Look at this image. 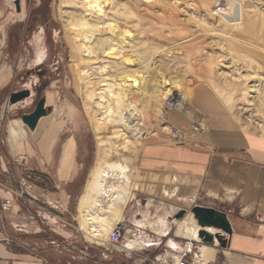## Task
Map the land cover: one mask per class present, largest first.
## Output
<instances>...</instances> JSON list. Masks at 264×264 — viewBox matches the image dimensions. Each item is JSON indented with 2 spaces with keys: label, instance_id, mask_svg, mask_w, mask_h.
Masks as SVG:
<instances>
[{
  "label": "rangeland",
  "instance_id": "rangeland-1",
  "mask_svg": "<svg viewBox=\"0 0 264 264\" xmlns=\"http://www.w3.org/2000/svg\"><path fill=\"white\" fill-rule=\"evenodd\" d=\"M18 1L19 10L15 0H0V23H5L4 32L0 28V51L7 55L5 62L13 71L8 86L0 92V105L4 108L0 139H3L4 151L8 119L14 117L21 120V115L33 111L37 100L46 90H53L56 99L49 120L62 132L57 148L58 157L60 159L67 136L74 138L75 152L70 163L71 175L65 182L57 181L52 173H42L52 175L48 176L54 182L57 194L69 196L65 211L60 207L50 211L63 212L61 216L67 221L66 229L75 236V251L80 250L87 259L80 264H174L183 250L184 242L193 240L176 236V226L183 219L177 225L173 224L174 217L165 218L163 212H156L154 203L141 191L138 168L143 147L156 141L179 145L177 143L184 142L187 137L198 134H187L194 123H198L200 130L205 131V124L193 117L194 111L188 101L192 99L194 91L199 92L200 89L212 95L221 112L229 117L238 130L264 136V0H236L252 15L247 18L242 35L238 34L236 27L231 28V36L226 35L223 27L225 20L222 17L231 14L228 0H114L103 24H96L94 29L80 26L79 17L83 9L78 0H70L66 4L63 3L65 0ZM108 24H115V31L107 29ZM81 31L88 39L87 43ZM125 31L131 34L122 40L120 34H117ZM82 44L90 47L88 53L78 51ZM111 50L114 54L109 52ZM40 55L43 57L40 58ZM248 55H253L254 59L249 60ZM124 59L133 63L126 67L128 64L123 63ZM77 66L78 69L81 67L80 75H87L84 82L78 80ZM154 69L163 74V80L170 88L168 91H173L174 96L181 93L187 95L184 107L180 111L175 107L163 119L165 100L161 101L159 111L150 103L147 105L148 110L143 111V105L139 104L132 111L134 120L131 123L121 122L114 117V122L108 124L105 108H95L94 103L99 100V95L103 91L107 92L113 80L119 79L120 75L142 76ZM83 83L87 90L95 89L94 101L82 102L80 84ZM23 89L30 91V97L10 105L9 95ZM136 89V95L139 96V83ZM115 92L116 89L113 90ZM136 95L134 97L137 99ZM5 105L10 107L6 116ZM85 109H89L90 117L86 115ZM177 112L187 118V125L177 126L172 123L170 118ZM96 116H101L106 129L95 130L92 120L97 119ZM177 130L186 133L183 140L176 139ZM115 131L118 135L114 134ZM120 135H123L127 143L126 148L119 146ZM20 141L27 146L25 135ZM98 143L107 146L109 152L102 147L99 149ZM69 154L70 142L65 148L66 158ZM17 158L21 161V168L30 166L31 160L28 162L27 155L21 154ZM117 161L126 164L128 171L126 178L122 179L116 170L113 172L112 178L108 180V186H111L109 194L115 192L114 196L119 193L122 197L113 198L111 202L105 199L99 214L105 215L103 217L110 226L109 232L115 226L121 227L123 232L120 246L123 249L119 250L106 243L109 232L103 243L89 242L78 224L79 200L90 174L95 169L107 170ZM4 177L0 175V183H3ZM12 184L13 189H17V182ZM27 186L23 187L24 193L20 199H26L33 193V188L28 189ZM42 192L43 198L49 194L44 190ZM106 202L107 205L111 204L108 209L105 208ZM25 206L22 211L39 219V224V221L49 222L47 217V221H44L38 213L48 208L45 204L38 206L37 210L29 206L28 202H25ZM30 214L27 217L31 218ZM26 220L33 222L28 218ZM9 223L5 225V242L12 248L15 246L16 251L27 249L46 259L47 264H55L56 260L65 261L62 254H67L66 251L62 250L63 253L53 257L50 246L40 241L36 244L41 245H34V234L28 233L22 237L24 235L17 230L20 225L17 218H12ZM195 225L194 222L193 227ZM138 227L143 232L135 237L139 234L135 231ZM52 228L65 236V229L59 227L58 223L53 224ZM42 234L45 235L44 239H48L47 230ZM170 240L179 241L182 246L177 243L181 250L175 242L173 246L169 245ZM85 246L88 247L87 251ZM199 246L205 249L213 247L203 244ZM215 246L220 248L216 242ZM202 261L204 264H217L207 262L205 253Z\"/></svg>",
  "mask_w": 264,
  "mask_h": 264
},
{
  "label": "crops",
  "instance_id": "crops-1",
  "mask_svg": "<svg viewBox=\"0 0 264 264\" xmlns=\"http://www.w3.org/2000/svg\"><path fill=\"white\" fill-rule=\"evenodd\" d=\"M4 27L5 23L1 22L0 28L3 32ZM5 56V52L0 51V92L8 86L13 77V71L7 67ZM42 97L45 98V107L52 108L56 99L55 92L48 89ZM188 101L194 111L193 117L205 124V131L187 137L184 142L177 143L179 145L161 141L145 145L138 168L141 191L154 203L155 211L163 212L165 218H173L179 210L187 207L188 197L195 194L204 207H212L226 213L231 226V235L227 237L228 247L225 251L215 245L206 249L202 246V249L198 248L202 258L205 253L207 262L264 264V136L238 130L229 117L221 112L212 95L205 90H195L192 99ZM9 108L5 105V116ZM50 114L41 118L33 131L25 128L19 120L28 139L27 146H24L22 141L14 146L9 144L8 130H5V151L2 147L3 139H0V175L5 176L3 183H0V264H47L43 257L27 249L18 248L16 251L15 246L12 248L5 242V225L10 224L12 218L19 220L17 230L21 235L25 237V234H34L35 246L41 245H37V241L50 246L53 257L66 251L67 254H62L65 261L56 260L55 264H80L87 260L82 256L84 253L75 251V236L66 229L67 221L61 216L63 212L50 211L57 207L65 211L69 196L56 193L47 194L43 198L42 190L35 186L31 196L26 199H20L17 194L18 190H23L27 184L22 177L23 171L52 173L57 181L64 182L71 175L70 163L75 152L74 138H65L59 159L57 148L62 132L51 123ZM3 117L4 108L0 105V122ZM170 119L177 126L188 124L187 118L178 112ZM69 142L70 154L66 158L65 148ZM20 145L23 147L20 148ZM21 154L27 155L28 162L31 160L29 167H20L21 161L17 157ZM9 171L11 173L8 175ZM14 177L18 181H15ZM14 182L18 184L17 189H13ZM25 202L34 210L45 204L47 210L38 213L43 216L44 221L47 217L49 222L39 221V224V219L33 218L30 213L25 214V211H22V207H26ZM27 214H30L31 218L27 217ZM55 223L65 229V236H61L52 228ZM46 230L48 239H44L45 235L42 234ZM140 230L141 227L135 230L139 233L135 237L141 235L143 231ZM210 232L215 231L211 229ZM69 238L72 240L68 241ZM169 242L172 246L176 243L179 251L181 250L177 243L179 241ZM87 248L85 246V250Z\"/></svg>",
  "mask_w": 264,
  "mask_h": 264
},
{
  "label": "bare ground",
  "instance_id": "bare-ground-1",
  "mask_svg": "<svg viewBox=\"0 0 264 264\" xmlns=\"http://www.w3.org/2000/svg\"><path fill=\"white\" fill-rule=\"evenodd\" d=\"M69 1L70 0H65L63 3L65 4L69 3ZM78 1L80 2L83 9L81 12V16L79 17V19L81 20L80 26L83 28L94 29L96 24L97 25L103 24V21L105 20L107 14L112 8L114 0H78ZM228 2L231 5V9H232L231 14L228 16L227 15L222 16L223 20H225V24L223 25V27L226 29L227 32L226 35L231 36V28H236V27H237L236 29L238 30V34L242 35V32L245 30L244 26L246 24L247 18L251 17L250 15H252V13H248L244 9L242 3L239 1L228 0ZM89 17L90 20L88 19ZM106 27L111 31H115L116 29L115 24H108ZM81 34L82 36H84L82 31ZM119 34H120V39L124 40V38L125 39L129 38L128 35L131 34V32L130 31H125V33L119 32L117 35ZM84 39L85 42L87 43L88 39L85 36ZM108 48L111 49L110 46ZM89 50L90 47L84 44L80 45V47L78 48V51L80 52L85 51L86 53H88ZM109 52L111 54H114L113 50ZM253 54L255 53L253 52ZM252 56L253 55H248V59L249 60L254 59V57ZM123 63L128 64V65L124 64L126 67H128L133 63V61L124 59ZM76 68L78 69V66ZM80 69L81 67H79V69L77 70L78 80L79 82L81 81L84 82L87 75H82V74L80 75L79 74ZM148 71L146 75H142V76L138 75L131 77L129 76V74L120 75L118 77L119 79L115 78L113 80L114 83L108 89L107 92L103 91L102 94L99 95V100L98 101L96 100V102L94 103L95 108L96 110L105 108L104 113H106L108 117L107 120L108 124L114 122L113 120L114 117H117L118 120H120L121 122L131 123L132 120H134L132 118V111H134L139 104L143 105V109H142L143 111L148 110L149 103L153 105L156 110L159 111L160 109L159 106L161 107L160 104L162 103L161 101L166 100L171 95L174 97L175 107L177 110L180 111V109L184 107L185 102L188 98L187 95L181 93L174 96L173 91L172 92L168 91L170 89L169 85L167 84V82L163 80L162 77L163 74H161L159 70L154 69L153 71L152 70L149 72ZM130 78H132V80ZM138 83L141 89L140 92L141 94L139 96L136 95L137 94L136 87L138 86ZM84 84L85 83H83V85L80 84L82 102L86 103V102L94 101L96 97L95 89L87 90ZM114 89H116L117 92L113 93ZM135 95L138 96L139 98L137 97L136 99L134 97ZM85 113L86 115L88 114L89 117L91 116L89 109H85ZM95 118L97 119L92 120V126L95 128V130L102 131L106 129L104 120L103 122L101 120V116H96ZM7 130H8V140L12 146L16 145V143L22 140L21 138L25 134L24 130L21 127V122L19 120L9 121ZM141 130L146 131L143 128ZM115 132L114 134L118 135V132L116 133ZM122 137L123 135H120L118 138L121 139L119 146H121L123 149L126 148L127 143H125L124 141L125 139ZM103 139L105 140L104 137ZM103 139H100L101 142H103ZM98 147L99 149H101L102 147L104 151L109 152V148L107 146L98 143ZM115 170L119 173V175L122 176L121 179L126 178V172L128 171V168L126 164H122L118 161L114 163L112 167H110L107 170H104V168L102 170L95 169V171H93L90 174L84 193L79 200V205H78L79 229L82 231L84 238L89 242H93L97 244L103 243L106 235L110 230L109 224H107V222L104 221L105 215L103 213L99 214V211L103 209V205H102L103 201L105 199H108V202H111L113 198L122 197L121 194L119 193H117L118 195L114 196L116 194L115 192L109 194L110 193L109 189L111 186H108V182H109L108 180L112 178L113 172H115ZM105 206H106L105 208L108 209L111 206V204L107 205L106 202ZM191 216L192 215L188 213V215H185V217L182 218L183 220L181 219L182 220L181 222H179V220L177 221L175 220L172 222L175 225H177V223L179 222L178 225L176 226L177 228L175 233L176 236L178 237H183V238H187L188 240H193L192 242H199V238H197V232L199 229H197L198 228L197 225L193 227L195 220L193 219V216L192 217ZM206 230L207 231L209 230L208 232H210L211 229H206ZM215 232H213V234ZM200 247L201 246L198 245L197 247L198 252H199L198 248ZM201 259H203L202 256Z\"/></svg>",
  "mask_w": 264,
  "mask_h": 264
},
{
  "label": "water",
  "instance_id": "water-1",
  "mask_svg": "<svg viewBox=\"0 0 264 264\" xmlns=\"http://www.w3.org/2000/svg\"><path fill=\"white\" fill-rule=\"evenodd\" d=\"M15 6L17 10H19L18 0H15ZM30 95L28 89L13 92L8 97V103L10 105H15L29 98ZM51 111V107H45V98L42 97L36 102L33 111L21 115V121L27 129L33 131L39 120L47 116ZM189 212L199 228L197 238H199L200 243L209 246L214 245L216 242L221 249H226L228 247L227 237L231 235V226L226 213L212 207L204 206H195L191 208ZM185 215L186 210L181 209L175 214L174 219L180 220L184 218ZM206 229H213L217 232L213 234Z\"/></svg>",
  "mask_w": 264,
  "mask_h": 264
},
{
  "label": "built area",
  "instance_id": "built-area-1",
  "mask_svg": "<svg viewBox=\"0 0 264 264\" xmlns=\"http://www.w3.org/2000/svg\"><path fill=\"white\" fill-rule=\"evenodd\" d=\"M175 108V100L173 96H169L165 102H164V107H163V112H164V118H166L169 114H171V112L173 111V109ZM200 125L198 123H194L192 124V126L189 128V131L187 132V134H197L200 133ZM176 134V139L178 140H183V138L186 136V133L184 132H180L179 130H177L175 132ZM28 184V189L33 188V185L31 183H29L27 181ZM23 190L20 191V193L18 192L17 194L19 196L23 195ZM187 203L188 206L186 208H184L186 210V215L188 213H190V209L195 207V206H203L202 202L200 201V198H198V195H192L189 196L187 199ZM122 229L119 226H115L111 232L109 233L108 237H107V241L106 243L109 246H112L113 248H116L117 250L120 249V244H121V240H122ZM202 245V243L199 242H192V241H187L184 242L183 245V250L181 251V253L179 254L178 258L175 260L174 264H204L201 256L197 250L198 245ZM200 260V261H199ZM161 263V262H160ZM165 263V262H164Z\"/></svg>",
  "mask_w": 264,
  "mask_h": 264
},
{
  "label": "trees",
  "instance_id": "trees-1",
  "mask_svg": "<svg viewBox=\"0 0 264 264\" xmlns=\"http://www.w3.org/2000/svg\"><path fill=\"white\" fill-rule=\"evenodd\" d=\"M26 181L33 186L48 192L49 194H56L55 184L50 177L40 171L31 170L23 172L22 176ZM24 237V236H23Z\"/></svg>",
  "mask_w": 264,
  "mask_h": 264
},
{
  "label": "flooded vegetation",
  "instance_id": "flooded-vegetation-1",
  "mask_svg": "<svg viewBox=\"0 0 264 264\" xmlns=\"http://www.w3.org/2000/svg\"><path fill=\"white\" fill-rule=\"evenodd\" d=\"M38 100H39V99H38ZM38 100H37V101H38Z\"/></svg>",
  "mask_w": 264,
  "mask_h": 264
}]
</instances>
